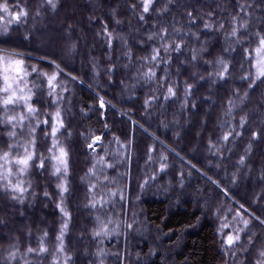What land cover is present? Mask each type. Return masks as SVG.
<instances>
[{"label": "trees", "instance_id": "16d2710c", "mask_svg": "<svg viewBox=\"0 0 264 264\" xmlns=\"http://www.w3.org/2000/svg\"><path fill=\"white\" fill-rule=\"evenodd\" d=\"M5 3L0 264H264V0Z\"/></svg>", "mask_w": 264, "mask_h": 264}, {"label": "rangeland", "instance_id": "374dc122", "mask_svg": "<svg viewBox=\"0 0 264 264\" xmlns=\"http://www.w3.org/2000/svg\"><path fill=\"white\" fill-rule=\"evenodd\" d=\"M1 66L4 67V68H1L3 70L1 74L3 76L2 79L5 82L4 88L8 87L9 85L11 86L9 88V92H10L9 95L15 92L17 96V100L15 103H22V107L24 109V111L14 110V113H12L10 110H5L2 113L1 118L2 119L5 118L8 121L16 120V123H17V121L21 119V116L30 114V112H28V104H26L24 100L18 99L20 96H25L20 91V88L19 87L17 89L14 88V83H15L14 81H16V77H17L15 75V72L17 68L14 65L7 66V67H5L4 65H1ZM5 98L6 97H2L1 99L4 100ZM20 123H22V121ZM20 123H19V127H20ZM15 134H16V131L12 132V135L9 134L8 138L6 137L8 139L7 150H3V148L0 149V181L4 180L6 181L7 184L10 182V179L13 177V175L15 174L23 175L24 171H21V168H24V166L16 163V161L27 156V154L23 152V148H19L18 152L16 153L12 152L13 148L15 147V142H14L16 141L14 139ZM6 154H7V159L4 158ZM59 156H60V152L57 153V157H55V160H54L56 170L57 168L61 169L64 166L63 164L60 163V160L57 159Z\"/></svg>", "mask_w": 264, "mask_h": 264}, {"label": "snow or ice", "instance_id": "6c2138e0", "mask_svg": "<svg viewBox=\"0 0 264 264\" xmlns=\"http://www.w3.org/2000/svg\"><path fill=\"white\" fill-rule=\"evenodd\" d=\"M48 2H49V4H52V0H48ZM52 6L55 7L54 4H52ZM144 10H145V11H148V7H147V5H145ZM0 11L8 12V7H7V4H6V3L3 4V5H0ZM25 15H27V13H26L25 11L21 10L18 14H16V15L13 16V19H15V20L18 21V20L20 19L21 16H25ZM260 44H261V46H264V39H261V40H260ZM261 50H262L261 48H257L256 51H257V53L259 54V53L261 52ZM15 63H16L17 65H19V64H22V61H16ZM225 70H226V69H225ZM259 75H260V76H264V71H261ZM257 78H259V76H258ZM54 79H55V76H52V77L49 78V86H52V81H53ZM10 87H11L10 85H9L8 87H5V88L3 89V91H4L5 93H7V92L9 91V88H10ZM21 91H23V90L21 89ZM169 91H171V89H169ZM18 99H20V100H25V101H26L27 99H30V97L20 96ZM16 100H17V96H16L15 92H13L11 95H8V96L3 100V105H4V106H8V105L14 104V103L16 102ZM34 111H35V109L29 105V106H28V112L31 113V112H34ZM56 116H57V118L59 117V112L56 113ZM21 119H22V118H21ZM62 126H63V125H62V123H61V124H60V127H62ZM57 130H58V129H57L56 127H54L53 130H52V134L55 135ZM97 139H99V137H97ZM54 146H55V145H54ZM66 155H67V154L64 152V150L61 149V150H60V156L57 158V159L60 160V163L63 164V165L65 166V170H66V167H67V162H66V159H65ZM4 158L7 159V154L5 155ZM31 159H32V155H31V154H28V155L25 156L24 158L19 159V160L16 161V163H18V164L24 166V168H21V171H24V169L27 168V166H28V162H29ZM59 171H60V169L57 168V172H59ZM13 190L15 191V190H17V189H13ZM63 190L66 191L67 189L64 188ZM244 223L247 224V221H245ZM58 239H61V237H58ZM237 239H238V237H237ZM233 242H234V238H233L232 236H228V237H227V243H228V245H232ZM29 251H32V249H29ZM41 251H44V249H41ZM262 255H264V253H262Z\"/></svg>", "mask_w": 264, "mask_h": 264}]
</instances>
